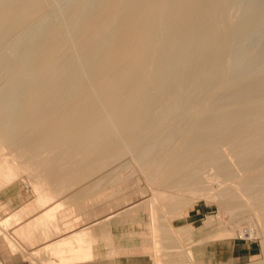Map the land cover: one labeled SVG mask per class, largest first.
I'll use <instances>...</instances> for the list:
<instances>
[{
  "label": "bare ground",
  "instance_id": "obj_1",
  "mask_svg": "<svg viewBox=\"0 0 264 264\" xmlns=\"http://www.w3.org/2000/svg\"><path fill=\"white\" fill-rule=\"evenodd\" d=\"M233 1L0 0V186L31 169L35 196L0 222L18 247L44 264L90 258L95 241L109 236L101 221L133 219L154 200H125L128 206L94 228L74 229L55 198L63 180L88 170L103 171L92 185L108 184L110 194L134 186L142 173L167 213L202 199L218 207L219 220L224 212H249L264 221V46L249 53L241 44L262 19L255 12L264 1L245 9ZM231 227L212 239L227 237ZM238 228L241 236L254 231Z\"/></svg>",
  "mask_w": 264,
  "mask_h": 264
},
{
  "label": "rangeland",
  "instance_id": "obj_2",
  "mask_svg": "<svg viewBox=\"0 0 264 264\" xmlns=\"http://www.w3.org/2000/svg\"><path fill=\"white\" fill-rule=\"evenodd\" d=\"M236 1H239V0H236ZM252 1L261 4L262 1H264V0H261V2H260V0H256V1H254V0H241V2L240 1L239 2L242 5H240V3H239L238 9H240V8L245 9V7L248 6L249 2H250L249 4L253 3ZM234 4L236 5L234 7H237V2ZM262 5H260V6H262ZM262 7H258L260 10V12L258 14H257V12H255V11H258V8H257V10L254 11L256 13V15L258 16V17L256 16L257 19L260 17L259 15L263 14V16L261 17L262 19L259 18V20L260 19L261 20L258 23H257L258 20L252 21L254 23L255 22L257 23V25L254 26V28L252 27L254 24L252 25V22H251V25H252L251 28H253V29H250V30H252V31H250L251 33L249 32L250 34L246 36L247 38L246 37H245L246 39L244 38V40H243L244 43H242L243 41L241 42V44H243L242 45L243 48L247 49V51H249V53L253 52L255 50V48H257L256 50L261 52L260 49H261V47L264 46V10H263V12L261 11ZM236 46H238V45H236ZM238 47L241 49V51H243V48L241 47V45H239ZM252 48H254V49L252 50ZM263 48H262V50H263ZM238 49L235 51L237 52ZM240 49H239V51H240ZM240 53L243 54L242 52H240ZM263 53H264V51H263ZM237 54H238V52H237ZM237 57L238 56H236V58ZM242 58H243V56H241L240 59H242ZM243 65H244V63L239 64L237 69H240ZM4 151L8 153L9 149L4 150ZM16 159L20 160V162L24 161V158L22 156H18ZM231 161H232V159H231ZM23 172H21L22 174L20 173L19 175H17V177L11 183L0 186V222L5 217H7L9 214L15 212L16 210H19V208H21L22 205L24 206L25 202H27L26 204H28V202L30 200H31L30 203L33 202V200H34L35 196H34V193H33L32 187H31L32 186L31 181L33 182V176H32L33 172L31 171V169L28 171H23ZM29 172H30V176H29ZM92 172L94 173V175L92 174ZM25 173L28 174V176H29V177L27 176L28 178L26 177ZM137 173H138V174H136V176H137L136 180L137 181H135V185L132 187H128V189L126 186H124L125 191L123 190L124 189L123 185L120 186V188L118 189L119 192H117L118 194L117 193L115 194V192L113 194H110L109 191L106 192L108 190L107 187H109V190H110V186H108V184L104 185L105 187L104 186L101 187L100 188L101 191L99 188H93L94 185H92V184H94L93 183L94 179L98 175H102L103 171H97V172L95 171L94 172V170H88L82 174L78 173L77 174L78 179H76L77 178L76 177L75 179H73L71 181L67 180L70 183L66 182V180H65V182H63L64 180L62 181V183L66 184V185L64 186V184L61 183L62 185H60L61 187H59V188H60V190H62V187H64V192H62L63 191L62 190L61 191L62 194H60V196L58 198H55V199L56 200L61 199L60 201L63 204L62 206L65 205L64 208H61L62 210L60 209V212L69 213V217L67 215L66 216L67 218L65 217V221L71 222L74 225L73 226L74 229L79 228V230H81L80 227H82V229L85 228L86 230H90L92 227L94 228V226H96V225H94V221H96L98 218L99 219L97 221H101L100 218H103V216H105L106 214H109V212L110 213L113 212L114 208L116 211V209L125 207V205H127V204L129 206L130 205L133 206V205H135L136 202H137V204H138V202H139V204H142V203L143 204L146 203V205L152 204V206L148 205L147 206L148 209L141 211L139 213V215H137L133 219L129 218V220H125L124 218L118 217V216H120V215H118V216H115L109 220L101 221V224L107 225V230L109 232L108 238H110L111 241L107 240L108 238L103 239L104 241L102 240V238H101L102 241L99 240L100 238H98L97 241H95V243H94V249H93L94 252H92L90 258H84L83 260L81 259L80 261L78 260V261H73V262H68V263H63V264H155L153 261V259H155V258L160 260V262H161L160 264H164V261H165V264H179V263H181V264H248L249 262L264 260V252L262 250V242H263L262 240L263 239L261 236V232L264 229V221L257 220L256 217L249 212L243 213L241 216L236 217V218L233 217L234 220L232 217H230V216H233L234 213H230L231 214L230 215L229 212L228 213L224 212L225 214L223 213V215H221L222 217L219 215L220 218L221 219L223 218L224 220L223 219L219 220L218 214H219L220 210H218V207L215 204H209V203L205 202V200H202V199L195 200L194 203L192 202L190 205L184 207L183 209H179V210L177 209L176 211L170 210V213L169 212L167 213L166 211H169L168 209H170V208L166 207V208H168L166 210L165 206H163L162 203H160L161 201H160V197L158 196V194L155 195L157 193V187L154 186V184L152 185V183L150 184V182L148 180L146 181V179L142 173H140V172H137ZM89 174L91 175V177ZM79 176H81V178ZM142 176L144 179L142 178ZM21 177H22V179H21ZM136 184H138V185H136ZM77 185H79L80 187ZM141 185H142V187H141ZM137 186L141 187L142 189L138 188ZM151 186H153L152 188H154V189H152ZM145 187L148 190H145L146 189ZM70 188H72V189H70ZM104 188H107V189L104 190ZM135 188H138V189H136L137 192L134 190ZM97 189L99 190L98 193H97ZM102 190L105 192H103ZM118 190H116V191H118ZM81 191H83V192L86 191V192L83 195H81L82 197L81 196L77 197V201L76 200L74 201L75 203L77 202L76 203L77 206H76L75 203L72 200L70 201L68 198L70 197V195L72 193L76 194V193L81 192ZM94 191H96V192H94ZM110 191H112V190H110ZM122 191H123V193H122ZM99 192H102V193H100V196L98 197ZM154 192H155V194H154ZM93 193L95 195H97V197H93ZM103 193H105L106 195L108 194V196H105V198H104ZM86 195H88V196H86ZM84 196H86L88 198L85 197V199H84ZM146 196L147 197L150 196V197L147 198ZM145 197H146L147 201L145 200ZM80 198H82V199L80 200ZM149 198L154 199L156 201L151 200V202L149 201L150 203H148V200H150ZM112 199L115 203L113 201H111ZM83 200H84V202H83ZM123 200L125 203L123 202ZM142 200H144V201H142ZM94 201H95V203H94ZM118 201H119V203H118ZM153 201H154V203H153ZM155 202L160 203V204L156 203L157 205H159L158 208H157ZM132 203H133V205H132ZM66 204H68V205H66ZM79 204H81V205H79ZM149 206L153 207L152 218L150 216ZM159 208L162 210H160ZM156 210H158V211H156ZM160 211H162V213ZM156 212H157V214H156ZM163 213H164V215L165 214L166 215L161 216V214H163ZM250 214H251V216H250ZM157 215H159V216L157 217ZM163 216H164V218L165 217H167V218H165V220H163ZM246 216H248V218ZM249 216L251 219L249 218ZM159 217L160 218L162 217L163 222L161 219H160L161 221L158 219ZM208 217H211L212 221L213 220L214 221L210 226L206 227L204 225V221ZM242 217H245L247 219L245 220V218L243 219ZM249 219L252 221H250ZM82 220L84 222H82ZM151 220H152V222L154 221V223L156 225L154 223H150ZM166 220L168 221V223H166L163 226V224L165 222H167ZM147 221H148V224L150 225V227L148 226ZM90 222H92V223H90ZM158 222H160V224ZM225 222L228 224H226ZM170 223L173 226V229L170 230L171 231L170 234H165V233L170 232L168 230L169 228L167 229V225ZM253 223H255V224L253 225ZM86 224L87 225L89 224V225L87 226ZM151 224L152 225L154 224L155 226L153 227ZM233 224H234V226H233ZM236 224L239 226H237ZM250 224H252L253 226ZM161 225L163 226L162 229H164L163 232H165L164 236H163V232H162V235L159 234L162 231L160 229L162 227ZM230 225H232L233 228ZM235 225L237 227H235ZM2 226L4 227V225L0 224V230H1V232H0V264H38V263L44 264L41 261L44 258H40L41 256L39 258H37L36 255L35 256L33 255V257H32V255L29 254V250L25 249L21 244L18 247V245H16V244H18L19 241L16 238H14L11 234L9 235V230H7V229L4 230L5 227L2 228ZM151 226H152V228H151ZM159 226H161V227H159ZM247 226L248 227L250 226L251 230L254 229V231L252 230L253 233L251 234L252 237H250V238L247 237V235L241 236L239 234V228L238 227H240V229H241V227L245 228ZM164 227H166V228H164ZM168 227H169V225H168ZM230 227L233 229V231L235 233L233 231H231V234L228 235L227 237H224L223 239H212L213 234H215L217 230L224 229V228H230ZM234 227H235V229H234ZM165 229L169 232H166ZM178 229H180V230H178ZM151 230L154 231L153 234H152V232L150 233ZM156 230H157V232H156ZM159 230H161V231H159ZM172 230H175V232L173 231L174 233H172ZM3 233H6L9 236V238H12V239L11 240L6 239V237ZM149 233H150V235H149ZM171 234L175 238L173 236H170ZM147 235L149 237H147ZM156 235L158 237H156ZM159 235L161 237H159ZM150 236H151V238L153 236V240H150L151 239ZM162 236L165 237L164 238L165 240L163 239ZM166 236H168V238H166ZM169 237L170 238L172 237L170 239L171 243L168 241ZM254 237L256 238V240H253ZM155 238L158 241L160 240V242H158ZM161 238L163 239V241H161ZM166 239L168 242H165ZM176 240H178V241H176ZM154 241L156 243H154ZM175 244H177L179 246V248L182 247L184 250V253H185V250H187V249L191 250L192 257L188 258L187 255H183L182 248H180V250H179V248L176 249L177 245H175ZM110 245H112V246H110ZM158 245L159 246L161 245V247H158ZM234 245L238 246L240 248V251L242 250V252L240 254V258H236L232 254L231 249H232V246H234ZM167 247H168V249H167ZM171 247H173V248L175 247V248L174 249L172 248L173 249L172 250ZM155 248L158 249L157 252H156ZM146 250H149V251H146ZM246 251H251V254L245 255ZM27 253L29 255H27ZM94 253H95V255H94ZM30 256H31V258H30ZM162 261H163V263H162Z\"/></svg>",
  "mask_w": 264,
  "mask_h": 264
},
{
  "label": "crops",
  "instance_id": "obj_3",
  "mask_svg": "<svg viewBox=\"0 0 264 264\" xmlns=\"http://www.w3.org/2000/svg\"><path fill=\"white\" fill-rule=\"evenodd\" d=\"M231 251H232V254L234 255V257L240 258V254H241L242 250L240 251V248L238 246H236V245L232 246ZM246 254L250 255L251 251H246L245 255Z\"/></svg>",
  "mask_w": 264,
  "mask_h": 264
},
{
  "label": "built area",
  "instance_id": "obj_4",
  "mask_svg": "<svg viewBox=\"0 0 264 264\" xmlns=\"http://www.w3.org/2000/svg\"><path fill=\"white\" fill-rule=\"evenodd\" d=\"M264 232V231H263ZM244 235H247V237H252L251 234L245 233ZM242 238V237H241ZM253 240H256V238L254 237Z\"/></svg>",
  "mask_w": 264,
  "mask_h": 264
}]
</instances>
